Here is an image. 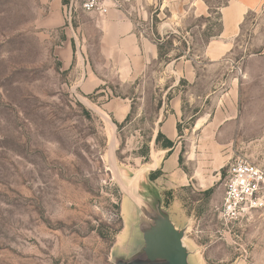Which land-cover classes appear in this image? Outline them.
I'll return each instance as SVG.
<instances>
[{"label":"rangeland","instance_id":"obj_1","mask_svg":"<svg viewBox=\"0 0 264 264\" xmlns=\"http://www.w3.org/2000/svg\"><path fill=\"white\" fill-rule=\"evenodd\" d=\"M70 1L0 0V264L140 263L159 193L189 264H264V210L236 224L219 216L227 166L244 157L264 169V7L246 18L230 53L208 63L227 0H204L211 17L191 16L175 32L163 26L159 0H120L132 16L149 15L141 29L161 40L160 63L123 83L90 59L106 85L87 97L78 71L63 65L76 29ZM182 53L196 62L193 84L182 79L184 59L175 63ZM176 93L186 186L150 172L163 145L154 147L157 123ZM112 96L132 104L121 125L101 110Z\"/></svg>","mask_w":264,"mask_h":264},{"label":"crops","instance_id":"obj_2","mask_svg":"<svg viewBox=\"0 0 264 264\" xmlns=\"http://www.w3.org/2000/svg\"><path fill=\"white\" fill-rule=\"evenodd\" d=\"M157 5L161 11L169 13V21L164 22L163 26L169 24L173 32L184 25L186 19L191 16L211 17L210 8L204 0H159ZM263 7L264 0H227V3L218 9L221 30L218 37L206 46L205 61L208 63L221 62L232 50L246 18ZM149 18L148 14L144 15L139 11L132 16L126 10L115 8H112L106 15L85 13L81 9L74 12L73 20L76 22V29L73 30L72 35L67 33L68 39L64 42L62 59L66 69L73 68L78 71L80 76L78 89L82 95L87 97L98 95L103 92L102 87L106 85L104 75L96 70V63L92 64L90 59L102 60L105 67L110 68V71L123 83L138 79L146 73L150 65L160 63L161 40L159 38L154 40L141 29V23ZM161 21L163 22V19ZM172 25L175 27L173 28ZM91 53L95 55L92 56ZM76 58L80 61L77 66H74ZM183 59L185 62H183L182 79L188 84H193L197 80L196 62L189 61L185 53H182L176 58L175 63H180ZM170 62V60L166 61L165 64L168 66ZM182 79L180 78V81ZM101 110L116 124L121 125L131 115L132 104L128 97L113 98L112 96V99L105 103ZM183 117L182 98L176 93L170 100V110L162 112L153 137L154 147H159L156 142L159 133L173 142L174 146L172 149L159 148L156 157H150L152 159L150 166H153L150 172L160 171L163 176L182 181L186 186L185 184H189V177L180 170L176 143L180 139V124ZM203 123L198 118L193 131H200ZM138 184V189H141V184ZM158 200L162 208L160 193Z\"/></svg>","mask_w":264,"mask_h":264},{"label":"built area","instance_id":"obj_3","mask_svg":"<svg viewBox=\"0 0 264 264\" xmlns=\"http://www.w3.org/2000/svg\"><path fill=\"white\" fill-rule=\"evenodd\" d=\"M75 1L71 0L67 8L71 18L77 9L106 15L112 8H122L120 0ZM263 210L264 169L244 157H237L226 169L225 192L219 216L227 225L236 224Z\"/></svg>","mask_w":264,"mask_h":264},{"label":"water","instance_id":"obj_4","mask_svg":"<svg viewBox=\"0 0 264 264\" xmlns=\"http://www.w3.org/2000/svg\"><path fill=\"white\" fill-rule=\"evenodd\" d=\"M159 211L146 212V217L151 220V235L149 241H145V260L122 264H189V252L183 244V235L159 205ZM155 214L157 220L150 217Z\"/></svg>","mask_w":264,"mask_h":264},{"label":"trees","instance_id":"obj_5","mask_svg":"<svg viewBox=\"0 0 264 264\" xmlns=\"http://www.w3.org/2000/svg\"><path fill=\"white\" fill-rule=\"evenodd\" d=\"M160 140L163 141L162 148H164V149H172L173 148V146H174L173 142L166 139L161 133H159L156 142L158 143Z\"/></svg>","mask_w":264,"mask_h":264},{"label":"bare ground","instance_id":"obj_6","mask_svg":"<svg viewBox=\"0 0 264 264\" xmlns=\"http://www.w3.org/2000/svg\"><path fill=\"white\" fill-rule=\"evenodd\" d=\"M135 201H136L137 203H140V199H138V198H135ZM150 215H151L150 217H152L153 219H156V220L158 219L157 216H155V214H152V213H151Z\"/></svg>","mask_w":264,"mask_h":264}]
</instances>
